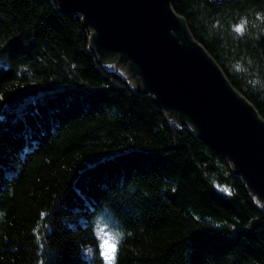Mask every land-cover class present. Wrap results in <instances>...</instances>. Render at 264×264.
Wrapping results in <instances>:
<instances>
[{
  "label": "trees",
  "instance_id": "obj_1",
  "mask_svg": "<svg viewBox=\"0 0 264 264\" xmlns=\"http://www.w3.org/2000/svg\"><path fill=\"white\" fill-rule=\"evenodd\" d=\"M264 119V0H172ZM242 25L236 33L234 26ZM80 13L0 0V264H264V208L230 161L89 47Z\"/></svg>",
  "mask_w": 264,
  "mask_h": 264
},
{
  "label": "water",
  "instance_id": "obj_2",
  "mask_svg": "<svg viewBox=\"0 0 264 264\" xmlns=\"http://www.w3.org/2000/svg\"><path fill=\"white\" fill-rule=\"evenodd\" d=\"M80 13L89 47L226 157L264 208V119L191 35L172 0H52Z\"/></svg>",
  "mask_w": 264,
  "mask_h": 264
},
{
  "label": "snow or ice",
  "instance_id": "obj_3",
  "mask_svg": "<svg viewBox=\"0 0 264 264\" xmlns=\"http://www.w3.org/2000/svg\"><path fill=\"white\" fill-rule=\"evenodd\" d=\"M242 25L234 26L236 33L242 32ZM95 235L98 238V250L102 254L105 264H115V254L117 250V239L119 232L113 233L107 224H98Z\"/></svg>",
  "mask_w": 264,
  "mask_h": 264
},
{
  "label": "rangeland",
  "instance_id": "obj_4",
  "mask_svg": "<svg viewBox=\"0 0 264 264\" xmlns=\"http://www.w3.org/2000/svg\"><path fill=\"white\" fill-rule=\"evenodd\" d=\"M100 63H102L103 65H106L107 67H110V68H112L111 66H109L108 64H106L104 61H102L101 59H100ZM112 69H114V68H112ZM122 74V73H121ZM126 79H127V77L124 75V74H122ZM128 80V79H127ZM128 82H129V80H128ZM130 83V82H129ZM131 84V83H130ZM131 86H133L132 84H131ZM133 87H135V86H133ZM135 88H137V87H135ZM171 120V119H170ZM173 123H177V121H174V120H171Z\"/></svg>",
  "mask_w": 264,
  "mask_h": 264
},
{
  "label": "clouds",
  "instance_id": "obj_5",
  "mask_svg": "<svg viewBox=\"0 0 264 264\" xmlns=\"http://www.w3.org/2000/svg\"><path fill=\"white\" fill-rule=\"evenodd\" d=\"M120 238H121V237H118V239H117V244L119 243V241H120Z\"/></svg>",
  "mask_w": 264,
  "mask_h": 264
}]
</instances>
